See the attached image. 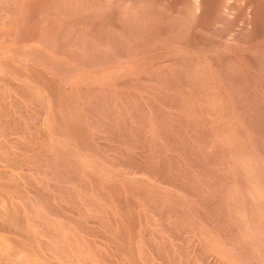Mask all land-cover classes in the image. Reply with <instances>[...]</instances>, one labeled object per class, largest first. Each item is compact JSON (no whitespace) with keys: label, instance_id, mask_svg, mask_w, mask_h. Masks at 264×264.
Returning a JSON list of instances; mask_svg holds the SVG:
<instances>
[{"label":"rangeland","instance_id":"obj_1","mask_svg":"<svg viewBox=\"0 0 264 264\" xmlns=\"http://www.w3.org/2000/svg\"><path fill=\"white\" fill-rule=\"evenodd\" d=\"M263 49L264 0H0V264H264Z\"/></svg>","mask_w":264,"mask_h":264},{"label":"bare ground","instance_id":"obj_2","mask_svg":"<svg viewBox=\"0 0 264 264\" xmlns=\"http://www.w3.org/2000/svg\"><path fill=\"white\" fill-rule=\"evenodd\" d=\"M37 1V0H36ZM196 1V4H197V8H198V11L200 12L201 10H202V0H195ZM15 2H16V0H15ZM80 2V1H79ZM96 5V4H95ZM136 5V4H135ZM27 6V5H26ZM106 6V5H105ZM108 6V5H107ZM110 6V5H109ZM108 6V7H109ZM107 7V8H108ZM50 8V7H49ZM114 8V7H113ZM53 9V8H52ZM102 9H105V8H102ZM111 9V8H110ZM5 12V11H4ZM27 14V13H26ZM25 14V15H26ZM118 14V13H117ZM67 17L69 18V19H74V21H72V20H64L65 22V24L67 25V26H73V27H76L77 25H79V23L78 22H76L75 20H77V21H80V22H83V23H85L86 22V20H85V18H86V16H85V14H80V13H75V14H71L70 12H68L67 13ZM134 20V29L130 32V33H134V34H136V35H138V34H140L141 35V33H140V28H141V26H142V24H143V20H142V18L141 17H135V18H133ZM107 25V24H106ZM128 25L131 27V23L130 22H128ZM108 27V26H107ZM123 31V30H122ZM5 32V31H4ZM119 32V31H118ZM91 33V32H90ZM233 33V32H232ZM83 37V36H82ZM50 39V38H49ZM53 39V38H52ZM87 39H89V38H87ZM114 41V40H113ZM111 42V41H110ZM38 43L40 44V43H42V44H44V42H42L41 40L39 41L38 40ZM69 43V42H68ZM130 43V42H129ZM45 45V44H44ZM133 50V49H132ZM264 50V49H263ZM109 53V52H108ZM226 57H227V55H226ZM236 58V57H235ZM185 59V58H184ZM252 60H251V62L253 63V64H251V65H254L255 64V60H254V58H251ZM155 62V61H154ZM197 62V61H196ZM194 63L193 65H191L190 66V69H192V68H197V64L198 63ZM157 64V63H156ZM2 65V64H1ZM155 65V64H154ZM234 66V65H233ZM118 67V66H117ZM13 68V67H12ZM34 68V67H33ZM111 70H113V69H111ZM4 72V71H3ZM127 75H129V74H134V72L132 71V70H128L127 72ZM235 76V75H234ZM154 77V76H153ZM229 76H227V78H228ZM157 78H159V77H157ZM226 78V79H227ZM236 78V77H235ZM2 79V78H1ZM5 79V78H4ZM230 79V78H229ZM158 80V79H157ZM165 83V82H164ZM241 83V82H240ZM120 84V83H119ZM243 84V83H242ZM15 84H13V86H14ZM244 89V88H243ZM19 90L20 89H18V92H19ZM64 90V89H63ZM68 90V89H67ZM67 92V91H66ZM83 92V91H82ZM244 92V91H243ZM52 93V92H51ZM50 93V94H51ZM67 93H69V92H67ZM74 93V92H73ZM72 93V94H73ZM84 94V93H83ZM170 94V93H169ZM180 94V93H179ZM2 95H3V93H2ZM61 95H64V92H63V94L61 93ZM85 95V94H84ZM83 95V96H84ZM29 96V95H28ZM158 96V95H157ZM168 96V95H167ZM172 96V95H171ZM25 97V96H24ZM67 97V96H66ZM74 95H73V99H74ZM191 97V96H190ZM68 98L69 97H67L66 99L68 100ZM71 98V97H70ZM84 98V97H83ZM246 98H247V95H246ZM48 100H49V102H52V107H50L52 110H51V114H53L54 112H56V111H58L57 109H58V103H57V101L53 98V95L51 94L50 95V97H48ZM86 100V99H85ZM185 100V99H184ZM191 100V99H190ZM197 100V99H196ZM65 101V100H64ZM81 100L79 99V102H80ZM253 101H254V99H253ZM252 101V102H253ZM70 102V101H69ZM171 103V102H170ZM174 103H176V102H174ZM62 104H63V102H62ZM75 104V103H74ZM254 104H256V102L254 103ZM77 105V104H76ZM260 105H262V104H260ZM72 106V105H71ZM70 106V107H71ZM85 106V108H86V105H84ZM87 106H88V104H87ZM259 106V105H258ZM34 107V106H33ZM39 107V106H38ZM76 107V106H75ZM43 108V107H42ZM65 108V107H64ZM64 108H63V110H64ZM68 108V107H67ZM93 108H94V106H93ZM66 109V108H65ZM42 110V109H41ZM40 110V111H41ZM68 110V109H67ZM67 110L65 111V112H67ZM87 110H90V109H88L87 108ZM95 110V109H94ZM183 110V109H182ZM190 110V109H189ZM193 110V109H192ZM185 111V110H184ZM43 112V111H42ZM69 112V111H68ZM67 112V113H68ZM89 112V111H88ZM95 111H93V113H94ZM66 113V114H67ZM190 113V112H189ZM56 114V113H55ZM80 114V113H79ZM96 115V114H95ZM197 115V114H196ZM238 115L239 116H242V114H240V113H238ZM94 115H92V117H93ZM97 116V115H96ZM216 116V115H215ZM249 116V115H248ZM73 117V116H72ZM180 117V116H179ZM200 117V116H199ZM67 118V117H66ZM80 118V117H79ZM95 118V117H94ZM98 117H96V119H97ZM248 118V117H247ZM2 119V118H1ZM41 119V118H40ZM73 119V118H72ZM165 119V118H164ZM164 119H162V120H164ZM223 119H227V116H223ZM68 120H70V119H68ZM0 121H3V120H0ZM185 121V120H184ZM3 123H5V122H2V125H3ZM252 123V122H251ZM50 124L51 125H57V124H59L58 123V120L56 121L55 119H51L50 120ZM7 125V124H6ZM39 125V124H38ZM79 125V124H78ZM207 125V124H206ZM205 125V126H206ZM8 126V125H7ZM6 127V126H5ZM84 127V126H83ZM208 127V126H207ZM4 128V127H3ZM32 128V127H31ZM86 128V127H85ZM8 129V128H7ZM78 129V128H77ZM39 130H41V129H39ZM7 131V130H6ZM42 131V130H41ZM193 131V130H192ZM8 133V132H7ZM256 134H257V131L255 132ZM32 134V133H31ZM69 132L67 131V132H62L61 133V136L62 137H68L69 136ZM228 134V133H227ZM7 135V134H6ZM5 135V136H6ZM44 135H46V134H44ZM83 135V134H82ZM168 135V134H167ZM170 135V134H169ZM239 135V134H238ZM240 135H242V134H240ZM36 136V135H35ZM86 136V135H85ZM149 136V135H148ZM87 137V136H86ZM113 137H115V136H113ZM257 137H258V135H257ZM256 137V138H257ZM88 138V137H87ZM90 138V137H89ZM263 138H264V136H263ZM30 139H31V137H30ZM35 139V138H34ZM46 139H48V138H46ZM258 139V138H257ZM198 140V139H197ZM199 141V140H198ZM50 142V141H49ZM86 142V141H85ZM102 143V142H101ZM203 143V142H202ZM201 143V144H202ZM49 144V143H48ZM211 144V143H210ZM209 144V145H210ZM91 145V144H90ZM49 146H51V143H50V145ZM203 146V145H202ZM254 146V145H253ZM91 147H92V145H91ZM117 147V146H116ZM205 147H208V146H205L204 145V148ZM217 147V146H216ZM48 148V147H47ZM52 148V147H51ZM74 148V147H73ZM93 148V147H92ZM211 148V147H210ZM224 148V147H223ZM8 149V148H7ZM120 149H122V148H120ZM193 149V148H192ZM263 149V148H262ZM261 149V150H262ZM74 150H75V148H74ZM182 150V149H181ZM251 150H252V148H251ZM254 150V149H253ZM260 150V149H259ZM258 150V151H259ZM8 151V150H7ZM76 151V150H75ZM115 151V150H114ZM219 151V150H218ZM256 151V150H255ZM35 153V152H34ZM77 153V152H76ZM97 153H99V152H97ZM120 153V152H119ZM240 153V152H239ZM242 153V152H241ZM252 153V152H251ZM39 154V153H38ZM182 154V153H181ZM218 154V153H217ZM220 154V153H219ZM245 154V153H244ZM244 154H242V157L245 159L246 157H244ZM254 154H256V152L254 153ZM258 154V153H257ZM120 155V154H119ZM201 156V155H200ZM150 157H151V155H150ZM47 158V157H46ZM250 158V157H249ZM4 160H5V158H3ZM18 159V158H17ZM50 159V158H49ZM53 160H55V159H53ZM200 160V159H199ZM20 161L21 160H19V163H20ZM61 161V160H60ZM219 161V160H218ZM3 162V161H2ZM149 162H150V160H149ZM22 163V162H21ZM50 163V162H49ZM51 163H52V161H51ZM123 163V162H122ZM254 163H256V161H251L250 162V164L251 165H254ZM54 163H52V165H53ZM153 164V163H152ZM210 164H212V161H210ZM238 164H240V163H238ZM5 165V164H4ZM40 165V164H39ZM118 165V164H117ZM116 165V166H117ZM124 165V164H123ZM126 165V164H125ZM125 165H124V169H125ZM147 165V164H146ZM58 166H60V164L58 165ZM118 166H120V165H118ZM128 167H129V165H127ZM195 166V165H194ZM49 167V166H48ZM142 166H140V168H141ZM147 167V166H146ZM162 167V166H161ZM218 167V166H217ZM122 168H123V166H122ZM233 168V167H232ZM47 169H49V168H47ZM145 169V168H144ZM264 169V168H263ZM262 169V170H263ZM33 170H35V169H33ZM72 170V169H71ZM140 169H138V171H139ZM7 171V170H6ZM41 171V170H40ZM67 171V170H66ZM154 171V170H153ZM173 171V170H172ZM246 171V170H245ZM136 172V171H135ZM148 172V171H147ZM69 173H70V171H69ZM138 173V172H137ZM149 173H151V172H149ZM159 173V172H158ZM7 174V173H6ZM10 174V173H9ZM42 174V173H41ZM66 174V173H65ZM72 174V173H71ZM222 174V173H221ZM224 174L225 173H223V176H224ZM234 174V173H233ZM2 175V174H1ZM75 175H76V173H75ZM74 175V176H75ZM150 175V174H149ZM220 175V174H219ZM219 175H217V176H219ZM5 176H7V175H5ZM24 176V175H23ZM161 176V175H160ZM221 176V175H220ZM253 176V175H252ZM10 178H11V176H9ZM13 177V176H12ZM16 177V176H15ZM60 177V176H59ZM76 177H78L77 175H76ZM162 177V176H161ZM187 177V176H186ZM7 178V177H6ZM19 178V177H18ZM54 178V177H53ZM154 178V177H153ZM9 179V178H8ZM25 179V178H24ZM78 179V178H77ZM81 179V178H80ZM131 179V178H130ZM161 179V178H160ZM223 179H225V178H223ZM243 179V178H242ZM247 179V178H246ZM59 180V179H58ZM168 180V179H167ZM253 180H255V179H253ZM27 181V180H26ZM70 181V180H69ZM261 181V180H260ZM22 182V181H21ZM33 182V181H32ZM39 182V181H38ZM171 182V181H170ZM170 182H168V183H170ZM43 183H44V181H43ZM32 184V183H31ZM40 184H42V181H40ZM215 184V183H214ZM23 185H24V183H23ZM51 185V184H50ZM217 185H219V184H217ZM250 185V184H249ZM255 185V184H254ZM263 185H264V182H263ZM34 186V185H33ZM36 186V185H35ZM234 186H235V184H234ZM253 186V185H252ZM44 187V186H43ZM46 187V186H45ZM65 187V186H64ZM255 187V186H254ZM8 188H10V187H8ZM231 188V187H230ZM12 189V188H11ZM61 189H63V188H61ZM189 189V188H188ZM256 189V188H255ZM13 190V189H12ZM58 190V189H57ZM186 190V189H185ZM68 191H69V189H68ZM262 191V190H261ZM264 191V190H263ZM35 192V191H34ZM33 192V193H34ZM66 193H67V191H65ZM186 192V191H185ZM189 192H190V190H189ZM17 193V192H16ZM36 193V192H35ZM47 193V192H46ZM112 193V192H111ZM263 194V193H262ZM17 195V194H16ZM44 195V194H43ZM103 195V194H102ZM191 195V194H190ZM264 195V194H263ZM20 196V195H19ZM98 196V195H97ZM21 197V196H20ZM57 197V196H56ZM99 197V196H98ZM251 197V196H250ZM115 198V197H114ZM237 198V197H236ZM8 199V198H7ZM28 199V198H27ZM38 199V198H37ZM52 199V198H51ZM103 199V198H102ZM104 199H106V197L104 198ZM249 199V198H248ZM252 199V198H251ZM49 200H50V198H49ZM8 201V200H7ZM13 201V200H12ZM104 201H107V199L106 200H104ZM130 201V200H129ZM6 202V201H5ZM14 202V201H13ZM53 202V201H52ZM77 202V201H76ZM125 202V201H124ZM8 203V202H7ZM26 203V202H25ZM157 203H158V201H157ZM15 204V203H14ZM29 204V203H28ZM25 205V204H24ZM40 205V204H39ZM3 206V205H2ZM6 206V205H5ZM10 206V205H9ZM28 206V205H27ZM31 206V205H30ZM36 206V205H35ZM35 206H33V207H35ZM11 207V206H10ZM37 207V206H36ZM50 207V206H49ZM80 207V206H79ZM29 208V207H28ZM39 208V207H38ZM57 208V207H56ZM65 208H67V207H65ZM99 208V207H98ZM30 209V208H29ZM33 209V208H32ZM1 210V209H0ZM11 210V209H10ZM21 210V209H20ZM19 210V211H20ZM42 210V209H41ZM72 210V209H71ZM82 210V209H81ZM22 211V210H21ZM49 211V210H48ZM78 211V210H77ZM84 211V210H83ZM155 211V210H154ZM0 212H2V211H0ZM4 212V211H3ZM9 212V211H8ZM27 212V211H26ZM28 212H29V210H28ZM27 212V213H28ZM33 212H35V211H33ZM62 212V211H61ZM256 212H259V211H256ZM21 213V212H20ZM56 213V212H55ZM155 213V212H154ZM249 213V212H248ZM5 214V213H4ZM17 214H18V212H17ZM26 214V213H25ZM29 214V213H28ZM31 214H32V212H31ZM158 214V213H157ZM164 214H166L165 212H164ZM206 214H208V213H206ZM6 215H7V213H6ZM10 215V214H9ZM9 215H7V216H9ZM21 215V214H20ZM96 215V214H95ZM167 215V214H166ZM166 215H165V217H166ZM173 215V214H172ZM214 215H215V213H214ZM10 216H12V215H10ZM18 216V215H17ZM23 216H24V214H23ZM63 216V215H62ZM209 216V215H208ZM133 217H134V215H133ZM257 217H259V215L257 216ZM7 218V217H6ZM15 218V217H14ZM137 218V217H136ZM170 218V217H169ZM216 219H217V217H216ZM10 220V219H9ZM12 220V219H11ZM10 220V221H11ZM79 220V219H78ZM165 220V219H164ZM16 221V220H15ZM14 221V222H15ZM18 221H20V220H18ZM18 221H16V223L18 222ZM23 222V221H22ZM12 223H13V220H12ZM21 223V222H20ZM252 223V222H251ZM43 224H44V222H43ZM77 224V223H76ZM155 224V223H154ZM172 224V223H171ZM157 225V224H156ZM165 225V224H164ZM246 225V224H245ZM21 226V225H20ZM66 226V225H65ZM70 226V225H69ZM180 226V225H179ZM169 227V226H168ZM181 227V226H180ZM204 227V226H203ZM26 228V227H25ZM70 228V227H69ZM142 228H144V227H142ZM164 228V227H163ZM165 228H166V226H165ZM174 228V227H173ZM184 228V227H183ZM202 228V227H201ZM254 228V227H253ZM43 229H44V227L41 229V231H43ZM257 229V228H256ZM51 230V229H50ZM184 230V229H183ZM255 230V229H254ZM40 231V230H39ZM45 231V230H44ZM52 231V230H51ZM185 231V230H184ZM258 231V230H257ZM26 232V231H25ZM30 232V231H29ZM45 232H47V231H45ZM143 232V231H142ZM179 232H181V231H179ZM53 233V232H52ZM187 233V232H186ZM185 233V234H186ZM245 233V232H244ZM48 234V233H47ZM143 234V233H142ZM31 235V234H30ZM44 235V234H43ZM55 235V234H54ZM147 235H149L148 233H147ZM184 235V234H183ZM254 235V234H253ZM48 236V235H47ZM51 236V235H50ZM255 236V235H254ZM264 236V235H263ZM247 237V236H246ZM53 238V237H52ZM185 238V237H184ZM187 238V237H186ZM256 238V237H255ZM159 239V238H158ZM264 239V238H263ZM52 240V239H51ZM188 240H189V238H188ZM46 241V240H45ZM47 243V242H46ZM49 243V242H48ZM68 243V242H67ZM160 244V243H159ZM140 245V244H139ZM153 245V244H152ZM162 245V244H161ZM252 245V244H251ZM56 247L58 246V245H55ZM69 246V245H68ZM67 246V247H68ZM169 246V245H168ZM179 246V245H178ZM181 246V245H180ZM223 246H224V244H223ZM155 247V246H154ZM160 247H162V246H160ZM183 247V246H182ZM181 247V248H182ZM255 247V246H254ZM58 248V247H57ZM60 248V247H59ZM163 248V247H162ZM230 248H232V247H230ZM236 248V247H235ZM235 248H233V249H235ZM238 248H240V247H238ZM62 249H63V247H62ZM68 249V248H67ZM205 249V248H204ZM51 250V249H50ZM54 250V249H53ZM15 251V250H14ZM65 251V250H64ZM13 252V251H12ZM234 252V251H233ZM66 254H67V252H66ZM204 254V253H203ZM257 254V253H256ZM189 255V254H188ZM183 256H184V254H183ZM237 256V255H236ZM258 256H259V254H258ZM18 259L19 260H21V257H22V255H21V252L20 253H18ZM62 257V256H61ZM189 257V256H188ZM206 257V256H205ZM80 258V257H79ZM167 258V257H166ZM172 258V257H171ZM183 258V257H182ZM185 258V257H184ZM4 259V258H3ZM78 259V258H77ZM81 259V258H80ZM48 260V259H47ZM51 260V259H50ZM176 260V259H175ZM182 260V259H181ZM16 261V260H15ZM3 262V261H2ZM6 262V261H5ZM9 262V261H8ZM11 262V261H10ZM31 262V261H30ZM50 262V261H49ZM55 262V261H54ZM83 262V261H82ZM164 262H166V261H164ZM32 263V262H31ZM168 263V262H167ZM166 263V264H167ZM173 263V262H172ZM19 264V263H18ZM53 264V263H52ZM55 264H56V262H55ZM72 264V263H71ZM88 264H89V262H88ZM259 264V263H258Z\"/></svg>","mask_w":264,"mask_h":264}]
</instances>
